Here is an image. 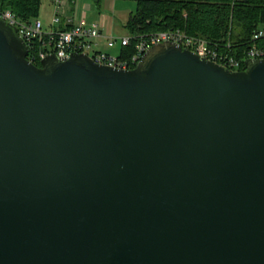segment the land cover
<instances>
[{
    "label": "water",
    "instance_id": "water-1",
    "mask_svg": "<svg viewBox=\"0 0 264 264\" xmlns=\"http://www.w3.org/2000/svg\"><path fill=\"white\" fill-rule=\"evenodd\" d=\"M28 57L0 19V264H264V59Z\"/></svg>",
    "mask_w": 264,
    "mask_h": 264
},
{
    "label": "built area",
    "instance_id": "built-area-1",
    "mask_svg": "<svg viewBox=\"0 0 264 264\" xmlns=\"http://www.w3.org/2000/svg\"><path fill=\"white\" fill-rule=\"evenodd\" d=\"M0 19L14 26L18 34L27 43L29 48V60L32 62L44 60L47 55L55 54L58 59H69L73 53L88 54L96 63L114 66L121 69H132L141 61L143 55L153 46L163 42H175L183 49L190 50L200 58L215 62L232 71L242 70L248 59H264V28L253 32L251 39L242 52L237 48L239 59L232 53L234 44L231 40L213 42L202 36H194L180 29H171L147 35L138 36L135 52L128 59L121 60L119 55H111L102 51H95V42L100 38H106L109 47L119 44L120 47L128 46L135 36L117 37L105 35L99 24L88 23L81 20L72 24L66 30H45L40 19L24 21L11 9L0 6ZM59 21V19H57ZM35 43L39 48L35 49ZM32 50V52H31ZM36 64V63H35Z\"/></svg>",
    "mask_w": 264,
    "mask_h": 264
},
{
    "label": "trees",
    "instance_id": "trees-1",
    "mask_svg": "<svg viewBox=\"0 0 264 264\" xmlns=\"http://www.w3.org/2000/svg\"><path fill=\"white\" fill-rule=\"evenodd\" d=\"M42 0H0V6L11 9L20 19L39 18ZM124 28L135 36L130 44L121 47V60L134 54L138 36L180 29L190 35L202 36L213 42L229 41L232 53L242 52L253 32L264 28V0H136ZM39 43H35V49ZM32 52V50H31ZM242 59V55H237ZM37 65L39 61L35 62ZM135 68V67H132ZM244 68L242 67V70Z\"/></svg>",
    "mask_w": 264,
    "mask_h": 264
},
{
    "label": "crops",
    "instance_id": "crops-1",
    "mask_svg": "<svg viewBox=\"0 0 264 264\" xmlns=\"http://www.w3.org/2000/svg\"><path fill=\"white\" fill-rule=\"evenodd\" d=\"M78 1L80 0H50V2H47V21L42 19L45 30L47 32L52 30H66L72 24H77L81 20H85L90 24H99L101 31L105 35L117 37L127 36V33L120 34L116 28V19L112 13L115 12V2L111 6H107L106 4L105 9L100 7V11L96 12L86 3L84 5L82 3L83 10H81L78 7ZM85 9L86 11H84ZM95 44V51H102L111 55L120 54V45L116 44L114 47H109L105 37L98 39Z\"/></svg>",
    "mask_w": 264,
    "mask_h": 264
},
{
    "label": "rangeland",
    "instance_id": "rangeland-1",
    "mask_svg": "<svg viewBox=\"0 0 264 264\" xmlns=\"http://www.w3.org/2000/svg\"><path fill=\"white\" fill-rule=\"evenodd\" d=\"M47 2H50V0H42L41 2L39 18H37L41 21L42 19L47 21ZM114 2L116 3V8L115 12L112 13L114 14L116 19V28L120 34H126L127 31L124 28V23L128 20L130 14L135 12L137 8L136 0H80L77 4L81 10H83L82 6L86 3L89 7H92L93 10L98 12L100 11V7L102 9H105L106 4L107 6H111ZM84 11H86V9Z\"/></svg>",
    "mask_w": 264,
    "mask_h": 264
}]
</instances>
